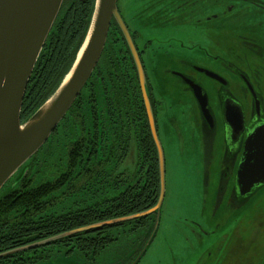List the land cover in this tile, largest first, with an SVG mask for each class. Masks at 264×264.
<instances>
[{
    "label": "flooded vegetation",
    "instance_id": "af4514ba",
    "mask_svg": "<svg viewBox=\"0 0 264 264\" xmlns=\"http://www.w3.org/2000/svg\"><path fill=\"white\" fill-rule=\"evenodd\" d=\"M94 4L95 0H63L50 39L57 36L63 43V37L59 36L61 30L65 37L79 40L90 24ZM116 7L129 39L112 15L95 67L50 136V150L59 147L61 154L66 155L72 149V155H77L80 163V172L74 173L79 177L65 188V196L57 200L54 208L65 202L57 210L83 207L97 212L95 217L98 218L103 216L99 211L110 208L105 200L114 198L118 203L123 193L130 205L143 203L145 209L136 213L153 208L160 194V172L150 118L166 165L167 149L188 132L177 119L178 116L185 118L188 108H178L180 100H176L175 94L167 97L165 93L170 91L168 87L172 84L176 92L181 86L180 93L190 96V110L194 109L192 117L198 120L197 126H192L186 119L185 127L190 128V133L196 130L202 139V148L210 145L208 154L201 152L198 156L204 161V181L201 182L204 192L200 221L192 222L200 232L190 239L197 252L190 255L198 256L196 264H203L204 259L212 255L215 263L221 262L230 253L226 243V224L230 220L226 223V218L232 217L237 223L238 216L233 215L244 212L264 194V183L256 185L243 198L238 197L235 186L238 168L247 153L246 140L264 124V0H116ZM137 62L143 70L146 98ZM205 70L218 77L208 76ZM188 79L199 84L206 93L214 119L213 128L207 124L187 84ZM153 80L159 95L154 92ZM225 106L229 114L240 116L239 129L226 123ZM182 141H190V135L179 140L181 153L184 150ZM43 148L37 152L39 156L35 154L39 159L32 161L30 170L42 167V156L48 150ZM57 158L50 166L63 170L64 166L59 167V164L65 162ZM97 190L100 191L99 200L88 204L76 201ZM164 198L158 213L74 233L89 234L82 237L84 241L79 250L61 242L26 249L44 240L33 239L36 227L31 228V235L28 231L24 236L0 235V264H45L55 256L68 257L73 253L78 254L83 264H138L155 240ZM131 214L95 220L70 231ZM26 222L33 224L36 220ZM103 227L111 228L110 234H118L114 230H121V236L118 234L116 239L93 236L104 232ZM222 229L221 238L217 234ZM130 233L135 235L134 239H120ZM4 239L13 240L8 243ZM181 240L187 243L186 239ZM239 247L240 264H264V246L259 239H240Z\"/></svg>",
    "mask_w": 264,
    "mask_h": 264
},
{
    "label": "water",
    "instance_id": "95a60500",
    "mask_svg": "<svg viewBox=\"0 0 264 264\" xmlns=\"http://www.w3.org/2000/svg\"><path fill=\"white\" fill-rule=\"evenodd\" d=\"M63 0H0V190L16 174V179L27 170V163L49 139L62 121L90 76L103 49L110 18L119 21L125 37L128 32L117 12L116 0H95L94 11L86 37L69 70L55 91L25 120L21 121L22 103L26 88L46 38L54 24ZM144 97L143 70L137 62ZM210 77H218L205 70ZM194 93L200 110L210 128L214 119L203 88L186 80ZM250 90H254L248 84ZM146 105L147 101L145 100ZM148 106V105H147ZM234 110V109H232ZM226 123L236 130L242 125L240 116L223 112ZM152 136L159 157L160 194L153 208L129 216L92 224L70 232L52 236L26 249L49 244L65 236L111 226L126 220L158 213L165 194V161L154 122L150 118ZM257 146V151L254 147ZM245 159L241 162L235 186L243 198L256 186L264 183V124L256 128L246 140ZM8 254V253H6Z\"/></svg>",
    "mask_w": 264,
    "mask_h": 264
},
{
    "label": "rangeland",
    "instance_id": "374dc122",
    "mask_svg": "<svg viewBox=\"0 0 264 264\" xmlns=\"http://www.w3.org/2000/svg\"><path fill=\"white\" fill-rule=\"evenodd\" d=\"M152 85L154 86L155 94L159 95L155 80H153ZM168 88L170 91L165 92L166 96L172 97V93H174L176 100H180L181 103H178L177 107L184 108L186 106L188 108L185 118H180V116L177 118L179 119V123L183 125L182 129L188 132L180 135L178 143L172 144L166 151L165 198L161 209L160 226L153 238L155 240L138 264H190L194 262L196 264L198 257L190 255L197 252L192 246L193 241L190 239L200 232L199 228L193 225L192 222L200 221L199 215L201 213V202L204 192L201 183L204 181V161L198 156H200L201 152L208 154L210 145L206 149L202 148L200 145L202 139L196 130L190 133V128L185 127L187 124L185 123L186 119L192 126H197L198 123V120L192 117L194 109L190 110V105L192 104L190 96L186 93H180L181 90L183 91L181 86L177 92L173 84ZM169 99L172 100L171 98ZM186 135H190V141L186 143L182 141L184 150L181 153V149L178 146L179 140L181 142V140L186 139ZM60 146L62 145L60 144ZM52 148L45 152L49 160L46 159L42 167L33 168L32 172H36L35 181L46 178L53 179L60 172L59 169H56L55 166H50V164L52 165V161L57 158V155L59 159L63 160L62 151L59 150V147ZM42 159H44V156H42ZM63 166L64 164H59V167ZM108 191L112 192V189ZM204 195L206 197L207 194L204 193ZM100 198V191L97 190L95 193H86L81 198L76 199V201L80 204H88ZM252 202L251 200L249 205ZM242 212H236L233 215L238 216L239 220L237 223H235V220L233 221L232 217L230 219L226 218V223L230 220L226 224V243L230 252L228 253V257L226 258L225 256L221 262L216 261L215 263L214 255H212L204 259L205 262L202 260L203 264H211V262L212 264H240V261L237 259L239 257L240 239H259L264 246V194L258 197L252 206ZM227 216L228 213H226ZM255 230L257 231L256 234L253 233ZM120 231L114 230V232H118L119 237L121 236ZM223 232L224 229L219 231L217 235L221 237ZM118 234L112 235L117 236ZM134 237L135 235L130 233L126 237L122 236L120 239H134ZM181 239H186L187 243L182 242ZM226 243L224 244L225 247ZM45 264H83V262L80 260L78 254L73 253L69 254L68 257L63 255L55 256Z\"/></svg>",
    "mask_w": 264,
    "mask_h": 264
},
{
    "label": "trees",
    "instance_id": "16d2710c",
    "mask_svg": "<svg viewBox=\"0 0 264 264\" xmlns=\"http://www.w3.org/2000/svg\"><path fill=\"white\" fill-rule=\"evenodd\" d=\"M88 27L89 25L85 27L82 36L76 41L68 35L65 37V33L60 30L59 36L63 37V43L57 36L50 39L53 34V28L51 29L45 43V49L41 51L27 85L22 103L21 121L29 117L55 91L64 76L69 72L88 31ZM57 39L60 41H57ZM50 139L44 145V150L45 148L49 149ZM71 151L66 153V155L62 154L65 157L63 160L58 158V160L65 162L64 169L60 170L53 179L46 178L35 181L36 172H32L30 167L32 161L39 158L34 155L27 163L28 172L23 174L14 186H10V184L5 186V191L0 194V235L7 237L21 234L24 236L27 231L31 235V228L36 227V230L33 231L37 232V234L33 239H46L87 225L95 220L119 217L145 209L142 208L143 203L141 201L130 205L127 201L126 193L120 195L118 203L113 201L114 198L106 199L105 203H109L110 208L105 211H99L98 213L103 216L98 218L95 217L97 212L94 211L93 213L83 207L69 211L65 209L57 210L64 202L54 208L57 200L65 196V188L69 187L79 177V175L77 177L74 176L75 172H80L79 159L77 155L73 156ZM39 154L40 152L36 155L39 156ZM43 156L44 159L41 166H43L46 159L49 160L46 154ZM76 163L77 166L75 167ZM113 208L117 209L114 210ZM19 219H22V222H19ZM26 220H36V222L31 224L27 223ZM111 230V228L107 227L104 232L93 236H97V239H116L115 235L113 236L109 233ZM84 235L87 236L89 234L85 232L71 234L53 242L55 244L60 242L68 243L70 248L79 250L84 241L82 239ZM4 240L9 243L13 239Z\"/></svg>",
    "mask_w": 264,
    "mask_h": 264
},
{
    "label": "bare ground",
    "instance_id": "6f19581e",
    "mask_svg": "<svg viewBox=\"0 0 264 264\" xmlns=\"http://www.w3.org/2000/svg\"><path fill=\"white\" fill-rule=\"evenodd\" d=\"M254 151H257V146L254 147Z\"/></svg>",
    "mask_w": 264,
    "mask_h": 264
}]
</instances>
